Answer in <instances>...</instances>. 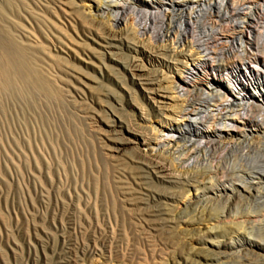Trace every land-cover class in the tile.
<instances>
[{"label": "bare ground", "instance_id": "6f19581e", "mask_svg": "<svg viewBox=\"0 0 264 264\" xmlns=\"http://www.w3.org/2000/svg\"><path fill=\"white\" fill-rule=\"evenodd\" d=\"M79 1L86 12L69 3L97 63L79 62L106 81L120 74L121 97L96 99L122 105V119L104 115L107 132L122 133L123 163L171 185L156 200L180 204L178 218L207 224L198 244L209 239L215 264H264V0ZM53 14L70 13L60 4ZM119 47L122 63L112 59ZM85 78L68 72L59 84L77 98L80 84L96 81Z\"/></svg>", "mask_w": 264, "mask_h": 264}, {"label": "rangeland", "instance_id": "374dc122", "mask_svg": "<svg viewBox=\"0 0 264 264\" xmlns=\"http://www.w3.org/2000/svg\"><path fill=\"white\" fill-rule=\"evenodd\" d=\"M48 1L0 0V264H178L196 255L215 264L209 239L198 244L207 224L178 218L180 204L156 200L173 187L116 151L122 133L119 142L107 132L104 112L122 119V105L96 96L122 95L120 74L105 72L111 82L96 74L92 48L81 44L90 36L80 27L74 38L70 3L86 8ZM60 4L70 14L57 20ZM119 48L112 59L122 63ZM68 72L96 81L85 80L73 98L59 84Z\"/></svg>", "mask_w": 264, "mask_h": 264}]
</instances>
